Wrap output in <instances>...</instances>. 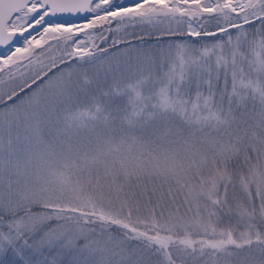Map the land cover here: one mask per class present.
Returning <instances> with one entry per match:
<instances>
[{"label":"snow or ice","instance_id":"6c2138e0","mask_svg":"<svg viewBox=\"0 0 264 264\" xmlns=\"http://www.w3.org/2000/svg\"><path fill=\"white\" fill-rule=\"evenodd\" d=\"M0 264H264V0H0Z\"/></svg>","mask_w":264,"mask_h":264}]
</instances>
